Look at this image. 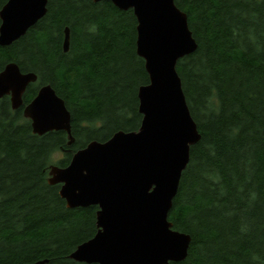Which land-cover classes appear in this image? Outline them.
Returning <instances> with one entry per match:
<instances>
[{"label":"trees","instance_id":"obj_1","mask_svg":"<svg viewBox=\"0 0 264 264\" xmlns=\"http://www.w3.org/2000/svg\"><path fill=\"white\" fill-rule=\"evenodd\" d=\"M175 2L198 43L177 71L201 139L169 215L192 241L169 264H264V0ZM137 24L133 9L109 0H48L37 24L0 46V71L16 61L38 76L19 109L0 98V264H77L70 254L96 234L98 206L67 207L49 169L93 140L139 129L138 90L150 78ZM44 84L71 113V144L64 130L34 133L24 115Z\"/></svg>","mask_w":264,"mask_h":264},{"label":"water","instance_id":"obj_2","mask_svg":"<svg viewBox=\"0 0 264 264\" xmlns=\"http://www.w3.org/2000/svg\"><path fill=\"white\" fill-rule=\"evenodd\" d=\"M95 2L102 0H94ZM137 18V53L145 60L148 84L138 90V130L115 132L78 149L70 163L49 169V184H61L67 207L97 205L96 234L70 254L77 264H169L183 261L191 235L174 228L169 215L191 147L201 139L188 106L178 61L198 43L188 15L175 0H109ZM48 0H7L0 10V46H9L47 13ZM70 46L65 28L63 49ZM16 61L0 71V98L13 109L24 105V93L37 80ZM33 132L64 130L74 142L71 113L51 84L42 85L24 107ZM36 262L32 264H42Z\"/></svg>","mask_w":264,"mask_h":264},{"label":"rangeland","instance_id":"obj_3","mask_svg":"<svg viewBox=\"0 0 264 264\" xmlns=\"http://www.w3.org/2000/svg\"><path fill=\"white\" fill-rule=\"evenodd\" d=\"M59 155V154H58Z\"/></svg>","mask_w":264,"mask_h":264}]
</instances>
